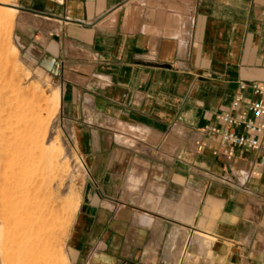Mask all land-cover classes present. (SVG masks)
I'll return each instance as SVG.
<instances>
[{"label":"crops","instance_id":"1","mask_svg":"<svg viewBox=\"0 0 264 264\" xmlns=\"http://www.w3.org/2000/svg\"><path fill=\"white\" fill-rule=\"evenodd\" d=\"M16 9L19 54L59 87L91 183L66 264H264V153L229 161L211 132L251 99L239 84L264 83V0Z\"/></svg>","mask_w":264,"mask_h":264},{"label":"rangeland","instance_id":"2","mask_svg":"<svg viewBox=\"0 0 264 264\" xmlns=\"http://www.w3.org/2000/svg\"><path fill=\"white\" fill-rule=\"evenodd\" d=\"M18 1H0V11L16 9ZM14 21L12 28L0 24V147L19 138L24 150L17 148L16 155L27 153L29 160L24 165L17 157L0 160V264H66L71 230L79 226L83 200L92 193L74 138L79 125L63 117L59 87L23 62ZM33 204L39 205L38 215Z\"/></svg>","mask_w":264,"mask_h":264},{"label":"built area","instance_id":"3","mask_svg":"<svg viewBox=\"0 0 264 264\" xmlns=\"http://www.w3.org/2000/svg\"><path fill=\"white\" fill-rule=\"evenodd\" d=\"M238 90L240 94L249 93L250 100L242 97L231 103L229 111L219 116L220 128L212 129L213 134L220 135L222 149L215 154L225 159L237 160V152L264 153V83H241ZM203 144L197 143L200 151ZM258 167L264 165L261 157Z\"/></svg>","mask_w":264,"mask_h":264},{"label":"bare ground","instance_id":"4","mask_svg":"<svg viewBox=\"0 0 264 264\" xmlns=\"http://www.w3.org/2000/svg\"><path fill=\"white\" fill-rule=\"evenodd\" d=\"M0 1H4V2H10L11 0H0ZM18 11H16V9H15V7L14 6H11L10 8H6V11H0V24L2 25V26H4V29H5V27H8V28H10L11 26H12V24H13V21H14V14L15 13H17ZM1 26V27H2ZM10 26V27H9ZM6 29L5 31H9V29ZM12 28V27H11ZM7 31V32H8ZM3 32V31H2ZM4 33V32H3ZM6 34V33H5ZM2 44V43H1ZM2 49V48H1ZM4 51V50H3ZM6 53V52H5ZM2 54V53H1ZM5 59H6V57H4ZM5 67V66H4ZM3 67V68H4ZM8 70V69H7ZM6 70V71H7ZM5 71V72H6ZM4 77V76H3ZM8 82V81H7ZM8 85V84H7ZM9 86V85H8ZM9 89V88H8ZM9 91V90H8ZM7 94V93H6ZM11 94V93H10ZM8 96V95H7ZM4 97V96H3ZM2 97V98H3ZM57 97V96H56ZM1 98V100L3 101V99ZM9 98V97H8ZM8 98H7V101H8ZM59 98H57V100H58ZM56 100V99H55ZM56 100V102H58ZM8 103H9V101H8ZM1 104V103H0ZM4 104H6V102L4 103ZM22 113V112H21ZM21 116V115H20ZM19 116V117H20ZM22 117V116H21ZM20 117V118H21ZM18 119V118H17ZM19 120V119H18ZM16 122V121H15ZM15 124V123H14ZM120 128H122L123 130H125L126 128L125 127H122V125H121V127ZM10 129V128H9ZM12 130V129H11ZM137 130V129H136ZM135 131V130H134ZM136 132V131H135ZM134 132V133H135ZM12 133V132H11ZM133 133V134H134ZM137 133H138V131H137ZM135 135V134H134ZM139 135V134H138ZM3 137V136H2ZM25 137V136H24ZM24 137L22 138V139H24ZM25 138H27V137H25ZM25 141H28V138H27V140H25ZM7 143L5 144V145H1V147H0V160L2 159H6V161H8L7 159H9V158H12V160H13V158H16L17 157V159L16 160H18L17 162H18V164H25L26 162H28V157H27V153H25L26 154V156L25 157H21V156H17L16 155V149L18 148L19 150H24V148H22L23 146H24V141H21V139L19 140V138H18V140H17V138L15 139V140H13V141H6ZM29 142V141H28ZM31 143V142H30ZM32 144V143H31ZM31 144H29V146L31 145ZM33 145V144H32ZM22 148V149H20V148ZM26 149H27V147H26ZM18 150V151H19ZM30 157V156H29ZM35 158V157H34ZM34 158L33 159H31V160H33L34 161ZM16 162V163H17ZM33 163V162H32ZM31 164V163H30ZM16 165V164H15ZM22 165V166H23ZM27 165V164H26ZM14 166V165H13ZM24 167H26V166H23L22 168L24 169ZM21 168V167H20ZM33 187V186H32ZM34 189H35V187H34ZM40 189V188H39ZM42 190V189H41ZM35 192H37V191H35ZM34 192V193H35ZM39 193V192H38ZM41 193V192H40ZM37 196V195H36ZM46 197V196H45ZM36 199H37V197H36ZM34 202V201H33ZM36 202V201H35ZM42 202V201H41ZM46 202H48V205H49V201H46ZM37 203L39 204V202L37 201ZM44 203V202H43ZM46 204V203H45ZM9 205V204H8ZM11 205V204H10ZM36 205V204H35ZM32 206V205H31ZM39 205H36V206H34V204H33V207H32V209L31 210H33L32 212H34V214L33 215H38V213L39 212H41V210H39L40 208L38 207ZM43 205L41 204V209L42 210H44L43 209V207H42ZM47 206V205H46ZM45 206V207H46ZM6 207H7V205H6ZM14 207H16V206H14ZM17 208V207H16ZM49 208V207H48ZM7 209H9V208H7ZM18 209V208H17ZM16 209V210H17ZM46 209V208H45ZM11 210V209H10ZM12 210H13V208H12ZM14 211H15V209H14ZM9 212V211H8ZM19 213V212H18ZM9 214V213H8ZM41 214V213H40ZM40 214H39V216H40ZM15 215H16V213H15ZM15 215H14V217H15ZM4 217H5V215H4ZM10 217H12V216H10ZM7 220H8V218H7ZM6 221V220H5ZM9 221H10V219H9ZM6 224V223H5ZM39 228L36 230V235L39 233ZM197 232V231H196ZM196 234V233H195ZM202 234V233H201ZM201 234H196L197 235V238L199 239L198 241V243H199V246L201 247V250L202 251H206V249H208V248H210V247H208L209 246V242H210V238L209 237H207V236H204V235H201ZM195 247V246H194ZM198 247V246H197ZM200 250V249H199ZM209 250V249H208ZM194 251V250H193ZM188 252V251H187ZM191 252V251H190ZM199 252H201V251H199ZM195 254V253H194ZM206 255V254H205ZM193 253L191 252V253H189L188 252V254H187V256H186V260H190V259H192L193 257ZM199 257V256H198ZM197 258V257H196ZM203 258V257H202ZM194 261H195V259H194ZM191 262H192V260H191ZM199 262V261H198Z\"/></svg>","mask_w":264,"mask_h":264}]
</instances>
